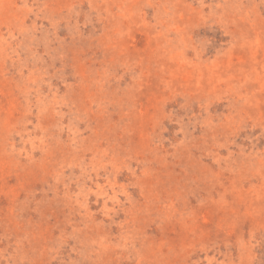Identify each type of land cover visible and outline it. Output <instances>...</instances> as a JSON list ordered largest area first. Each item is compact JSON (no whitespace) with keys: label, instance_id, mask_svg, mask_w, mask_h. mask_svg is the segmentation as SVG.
<instances>
[{"label":"rangeland","instance_id":"1","mask_svg":"<svg viewBox=\"0 0 264 264\" xmlns=\"http://www.w3.org/2000/svg\"><path fill=\"white\" fill-rule=\"evenodd\" d=\"M0 264H264V0H0Z\"/></svg>","mask_w":264,"mask_h":264}]
</instances>
